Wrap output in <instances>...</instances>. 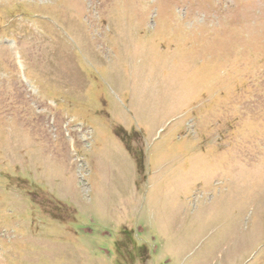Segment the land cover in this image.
<instances>
[{
	"label": "rangeland",
	"instance_id": "374dc122",
	"mask_svg": "<svg viewBox=\"0 0 264 264\" xmlns=\"http://www.w3.org/2000/svg\"><path fill=\"white\" fill-rule=\"evenodd\" d=\"M0 264H264V0H0Z\"/></svg>",
	"mask_w": 264,
	"mask_h": 264
},
{
	"label": "trees",
	"instance_id": "16d2710c",
	"mask_svg": "<svg viewBox=\"0 0 264 264\" xmlns=\"http://www.w3.org/2000/svg\"><path fill=\"white\" fill-rule=\"evenodd\" d=\"M141 165H142V162H141Z\"/></svg>",
	"mask_w": 264,
	"mask_h": 264
}]
</instances>
